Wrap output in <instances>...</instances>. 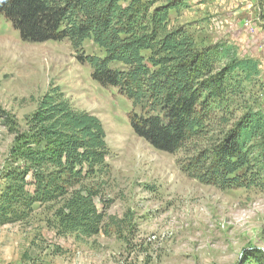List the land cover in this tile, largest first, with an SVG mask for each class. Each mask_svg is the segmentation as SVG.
Here are the masks:
<instances>
[{"label": "trees", "instance_id": "1", "mask_svg": "<svg viewBox=\"0 0 264 264\" xmlns=\"http://www.w3.org/2000/svg\"><path fill=\"white\" fill-rule=\"evenodd\" d=\"M185 8L187 0H0V14L23 40L69 39L94 81L140 107L129 116L131 127L154 148L175 153L217 127L215 138L182 162L185 174L222 190L264 191V111L246 85L259 78L260 64L239 57L233 44L198 45L183 25L172 27V14ZM86 40L103 55L82 53ZM25 134L30 147L4 175L0 225L26 219L35 204H58L59 232L104 231L111 167L100 118L74 109L50 86Z\"/></svg>", "mask_w": 264, "mask_h": 264}, {"label": "rangeland", "instance_id": "2", "mask_svg": "<svg viewBox=\"0 0 264 264\" xmlns=\"http://www.w3.org/2000/svg\"><path fill=\"white\" fill-rule=\"evenodd\" d=\"M237 4L232 9L243 11V19L227 9L210 13L205 22L185 8L172 14L171 26L183 25L198 45L228 42L239 57H256L261 74L246 85L251 102L264 111V0ZM232 34L245 35L244 43L225 39ZM82 51L103 55L92 40ZM78 54L69 39L23 40L0 14V196L17 153L30 147L27 120L50 86H59L74 109L100 118L111 167L104 178L109 204L104 231L93 237L61 233L54 216L59 205L35 204L26 219L0 225V264H264V191L222 190L181 169L218 128L175 153L154 148L131 127L129 116L140 107L119 89L94 81Z\"/></svg>", "mask_w": 264, "mask_h": 264}, {"label": "crops", "instance_id": "3", "mask_svg": "<svg viewBox=\"0 0 264 264\" xmlns=\"http://www.w3.org/2000/svg\"><path fill=\"white\" fill-rule=\"evenodd\" d=\"M226 1L227 0H196V1H193V3H192V1L189 0L187 2H188L189 12L193 13V15H197V17L199 16L200 20L204 16L205 22H206V18H207L206 16H208L210 13H213V12L216 13L217 12V14H219L220 11H226L227 9L229 10L230 15L237 13V14H239V18L243 19L241 16L243 11H238V10L236 11V10L232 9L238 5L237 0H229L230 4L227 7L222 8L221 4H223ZM246 8H248V7H246ZM244 14H245V11H244ZM236 36H239V37H235V34H232V35L225 37V39L230 40V41L235 42V43H238V44H240L241 42L244 43L245 35L241 36V34H238V35L236 34ZM221 39H223V38H221ZM251 57L254 58V60H256V61L258 60L256 57H253V56H251ZM259 64H260V62H259ZM261 66L262 65H260V68H261Z\"/></svg>", "mask_w": 264, "mask_h": 264}, {"label": "bare ground", "instance_id": "4", "mask_svg": "<svg viewBox=\"0 0 264 264\" xmlns=\"http://www.w3.org/2000/svg\"><path fill=\"white\" fill-rule=\"evenodd\" d=\"M8 42H9V41H8ZM18 46H19V45H18ZM18 46H17V47H18ZM22 48H23V47H22ZM22 48H21V49H22ZM19 49H20V48H19ZM19 49H18V50H19ZM14 50L17 52V48H16L15 46H14ZM53 56H54V55H53ZM59 58H60V57H59ZM59 58H58V60H59ZM61 61H62V60H61ZM129 149H130V148H129ZM136 151H138L137 148H136Z\"/></svg>", "mask_w": 264, "mask_h": 264}, {"label": "built area", "instance_id": "5", "mask_svg": "<svg viewBox=\"0 0 264 264\" xmlns=\"http://www.w3.org/2000/svg\"><path fill=\"white\" fill-rule=\"evenodd\" d=\"M246 26H247V27H250V23H249V22H246Z\"/></svg>", "mask_w": 264, "mask_h": 264}]
</instances>
